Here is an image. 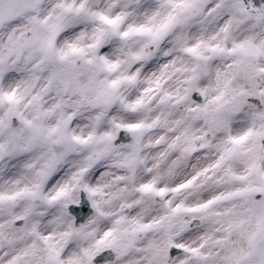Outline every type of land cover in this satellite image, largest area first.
<instances>
[{
	"label": "snow or ice",
	"instance_id": "1",
	"mask_svg": "<svg viewBox=\"0 0 264 264\" xmlns=\"http://www.w3.org/2000/svg\"><path fill=\"white\" fill-rule=\"evenodd\" d=\"M0 264H264V0H0Z\"/></svg>",
	"mask_w": 264,
	"mask_h": 264
}]
</instances>
